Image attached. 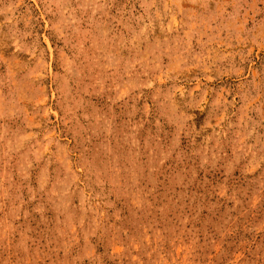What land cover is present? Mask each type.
Segmentation results:
<instances>
[{"label": "rangeland", "instance_id": "374dc122", "mask_svg": "<svg viewBox=\"0 0 264 264\" xmlns=\"http://www.w3.org/2000/svg\"><path fill=\"white\" fill-rule=\"evenodd\" d=\"M0 264H264V0H0Z\"/></svg>", "mask_w": 264, "mask_h": 264}]
</instances>
